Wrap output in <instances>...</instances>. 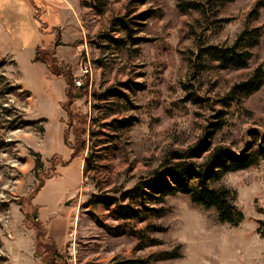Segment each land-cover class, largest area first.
I'll return each mask as SVG.
<instances>
[{
  "label": "rangeland",
  "instance_id": "1",
  "mask_svg": "<svg viewBox=\"0 0 264 264\" xmlns=\"http://www.w3.org/2000/svg\"><path fill=\"white\" fill-rule=\"evenodd\" d=\"M259 1L51 0L36 15L42 31L54 35L36 50L41 64L32 62L33 50L1 46L17 62L0 54V264H117L175 250L180 258L159 264H264V159L221 180L244 216L238 226L220 223L214 210L180 193L167 197L170 213L153 222L165 228L153 235L161 244L142 247L138 237L113 236L106 227L145 223L117 222L95 204L119 200L175 153L204 142L237 156L260 145L264 85L246 98L232 93L264 68V9L251 15ZM181 2L198 7L182 13ZM37 19L28 16L20 29L14 18L7 21L11 33L24 31L29 39ZM255 28L262 38L244 69H221L204 52L231 47ZM87 75L88 95L69 106L99 132L86 173L89 151L72 158L63 104L66 90ZM94 92L108 98L95 99ZM114 120L133 125L115 127ZM34 153L43 161L41 173Z\"/></svg>",
  "mask_w": 264,
  "mask_h": 264
},
{
  "label": "trees",
  "instance_id": "2",
  "mask_svg": "<svg viewBox=\"0 0 264 264\" xmlns=\"http://www.w3.org/2000/svg\"><path fill=\"white\" fill-rule=\"evenodd\" d=\"M224 1L232 3L236 0ZM197 7L198 4L196 3L183 4L181 2L178 4V8L182 13ZM261 8L264 9V0L256 4L255 10L251 14L253 18H257ZM141 19L143 20V18ZM261 38L262 32L259 28L245 29L238 36L233 46L227 48L209 46L204 52L213 62H217L221 69H244L252 60L254 50L259 46ZM58 45V41L55 42V47ZM39 60L36 56L35 61L38 62ZM1 63L3 62H0V67L4 65ZM51 71L56 75H61L59 71L54 69H51ZM86 77V81L82 86H76L74 82V90H66L68 101L63 104V107L68 110L69 116L66 135L70 131L73 135V141L68 144L72 150V158L79 157L87 149L89 151L84 161V171L87 173V171L93 169L94 156H96L94 153L99 146L94 140L99 135V132L95 128L90 129L88 116H75L69 110V106L74 101L88 95L89 75ZM263 85L264 68L261 66L254 71L249 80L236 85L232 93L237 94L241 98H246L259 91ZM13 89L9 88V91H14ZM123 95L122 92H119V97L115 93L110 94V96L118 98H122ZM92 96L99 100L108 98L106 93L94 92ZM94 107L98 106L94 105ZM112 125L125 128L133 124L125 120H114ZM257 135L260 137V145L256 149L251 148L248 151H244L241 156L233 154L224 147H218L211 151V146L207 142L199 144L198 147L188 150V152L175 153L173 162L164 164L149 179L142 181L132 190L122 194L119 200L117 198H108L95 202L98 205L102 204V208L105 210H110L113 220L117 222L131 220L138 224H146L144 228L140 229H135L125 223L115 227L108 226L106 227L108 233L113 236L134 235L138 237L142 247L160 245L161 242L155 239L153 235L164 232L165 228H161L157 223L153 222L161 220L170 213L171 208L166 205L167 197L176 196L180 193L187 195L192 203L206 210H214L220 223L238 226L243 221L244 216L235 206V193L222 185L221 180L230 173L249 169L257 165L261 159H264V135H261V133H257ZM66 141L68 140L66 139ZM208 152V156L204 158V154ZM34 156V170L41 173L43 167L41 156L38 153H34ZM199 159L202 161L197 162L196 160ZM53 176V173L48 176L46 173L44 174L46 179ZM88 205L86 203L85 207ZM261 225L264 226V222ZM261 235L264 238V232H261ZM180 257L179 250L162 251L146 259L128 260L117 264H159Z\"/></svg>",
  "mask_w": 264,
  "mask_h": 264
},
{
  "label": "crops",
  "instance_id": "3",
  "mask_svg": "<svg viewBox=\"0 0 264 264\" xmlns=\"http://www.w3.org/2000/svg\"><path fill=\"white\" fill-rule=\"evenodd\" d=\"M57 1L61 2L63 0ZM50 2L51 0H0V54H8V56H12L13 60L17 62L11 54V51L33 50L34 55L32 62L35 60L36 50L54 40L53 34L42 31L41 22L43 19L38 20L36 17L37 14H40L39 9H42V7H45L46 5H52ZM43 13L44 12H42V14ZM28 16H32L34 21L37 19V23H39L38 25L34 23V32L32 36L30 35L29 39L26 38V32L24 31L21 32L19 30L15 33L10 32V23L7 21V18H14L17 22L18 29H20L21 26L26 25V18ZM4 45L6 48L8 47V49L11 48V51H8V49H2L1 46ZM33 63L41 64L39 62Z\"/></svg>",
  "mask_w": 264,
  "mask_h": 264
},
{
  "label": "built area",
  "instance_id": "4",
  "mask_svg": "<svg viewBox=\"0 0 264 264\" xmlns=\"http://www.w3.org/2000/svg\"><path fill=\"white\" fill-rule=\"evenodd\" d=\"M87 72H88V70L86 69L85 72H84V74H86ZM84 74H83V76H84ZM74 82H75V85L76 86H82L83 85V81L80 78L77 79V80H75Z\"/></svg>",
  "mask_w": 264,
  "mask_h": 264
},
{
  "label": "water",
  "instance_id": "5",
  "mask_svg": "<svg viewBox=\"0 0 264 264\" xmlns=\"http://www.w3.org/2000/svg\"><path fill=\"white\" fill-rule=\"evenodd\" d=\"M35 219H37V216H35Z\"/></svg>",
  "mask_w": 264,
  "mask_h": 264
}]
</instances>
